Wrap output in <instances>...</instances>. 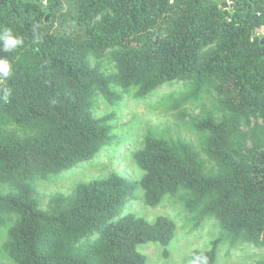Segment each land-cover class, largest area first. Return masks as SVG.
<instances>
[{
	"label": "trees",
	"instance_id": "trees-1",
	"mask_svg": "<svg viewBox=\"0 0 264 264\" xmlns=\"http://www.w3.org/2000/svg\"><path fill=\"white\" fill-rule=\"evenodd\" d=\"M226 4L0 0V29L25 41L0 52L12 65L0 78V229L13 218L0 259L145 264L138 247H167L176 226L121 212L131 202L156 208L165 197L177 198L197 225L219 224L209 250L189 259L202 254L215 264L223 247L264 249V0ZM105 59L114 71H103ZM174 82L183 89L158 104L196 144L147 131L133 155L139 181L111 174L79 183L66 207L57 200L52 210L38 208L37 181L90 165L111 146L117 118L93 117L99 97L115 105L123 95L144 99ZM190 106L200 113H188Z\"/></svg>",
	"mask_w": 264,
	"mask_h": 264
},
{
	"label": "rangeland",
	"instance_id": "rangeland-1",
	"mask_svg": "<svg viewBox=\"0 0 264 264\" xmlns=\"http://www.w3.org/2000/svg\"><path fill=\"white\" fill-rule=\"evenodd\" d=\"M216 2L223 4L227 0H216ZM258 35L263 36L264 33L259 32ZM103 71L106 73L114 71V64L110 59L103 61ZM182 89L181 83L174 82L161 87L144 99H136L131 94L123 95L122 100L115 105H110L99 97L91 110L93 117L100 118L114 112L117 118L113 123L116 128L112 131L114 139L111 146L103 150L90 165L76 166L48 181H37L34 185V194L38 208L44 211L52 210L57 200H61V207H66L72 203L76 186L79 183L106 179L111 174L139 181L143 172L136 167L133 155L141 148L147 131L155 133L169 131L174 138L179 137L196 144L195 135L177 122L172 113H167L158 104L161 96L171 92L178 93ZM212 102V99L204 100V104L210 109ZM188 113L198 115L200 107L190 106ZM244 131L249 134L248 128H244ZM2 191L7 192V189L2 188ZM138 195H141V191ZM177 201V198L165 197L156 208L139 202H131L121 212V215L132 213L150 223L158 217H166L176 226L174 238L167 247L164 248L154 243L138 247V252L146 257L145 264H188L192 251L209 250L210 242L218 237L220 228L217 221L206 220L197 225ZM12 221L13 218L6 219V226L0 229V246L5 241L7 228ZM165 251L167 255L164 254ZM262 262H264L263 248L244 245L235 251L223 247L215 264H261ZM0 264H11V262L2 258Z\"/></svg>",
	"mask_w": 264,
	"mask_h": 264
},
{
	"label": "clouds",
	"instance_id": "clouds-1",
	"mask_svg": "<svg viewBox=\"0 0 264 264\" xmlns=\"http://www.w3.org/2000/svg\"><path fill=\"white\" fill-rule=\"evenodd\" d=\"M24 38L17 36L9 28L0 29V52H14L17 48L24 45ZM12 73L11 63L3 56H0V78H8ZM10 92L5 90L4 99L6 100ZM188 264H208L207 257L200 255H193L188 261Z\"/></svg>",
	"mask_w": 264,
	"mask_h": 264
},
{
	"label": "water",
	"instance_id": "water-1",
	"mask_svg": "<svg viewBox=\"0 0 264 264\" xmlns=\"http://www.w3.org/2000/svg\"><path fill=\"white\" fill-rule=\"evenodd\" d=\"M222 6H223V7L226 6V3H223Z\"/></svg>",
	"mask_w": 264,
	"mask_h": 264
}]
</instances>
